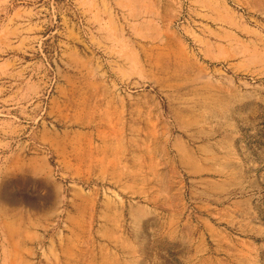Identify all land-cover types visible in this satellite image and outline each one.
<instances>
[{"label":"rangeland","instance_id":"obj_1","mask_svg":"<svg viewBox=\"0 0 264 264\" xmlns=\"http://www.w3.org/2000/svg\"><path fill=\"white\" fill-rule=\"evenodd\" d=\"M235 7L264 30V0H236ZM12 8L22 10L35 36L27 51L9 55L16 66L0 55V85L20 74L35 89L28 102L33 110L16 139L34 142L46 125L74 132L75 178L49 176L51 164L60 165L54 158L38 163L43 184L103 187L112 211L108 218L99 205L89 211L78 193L63 211L71 217L62 214L59 225L44 227L41 241L11 243V264H264V193H247L245 183L253 179L245 177L242 151L225 142L223 154L200 160L195 154L226 137L242 145L249 137L264 138V129L249 131L243 123L222 121L217 112L203 113L195 97L227 85L236 92L264 91V75L252 70L229 84L185 82L199 70L175 53L174 64L154 67V90L124 88L89 45L76 0H13ZM222 75L216 74L221 81ZM86 140L98 144L97 161L82 157Z\"/></svg>","mask_w":264,"mask_h":264},{"label":"crops","instance_id":"obj_2","mask_svg":"<svg viewBox=\"0 0 264 264\" xmlns=\"http://www.w3.org/2000/svg\"><path fill=\"white\" fill-rule=\"evenodd\" d=\"M235 1L185 0L181 4L180 0H76L89 45L100 52L114 81L124 88L145 86L149 92L157 85L154 67L174 64L178 60L175 53L199 70L195 75L187 74L185 82L229 84L236 77L246 78L252 70L264 75V30L237 10ZM12 7L13 0H0V55L8 56L4 61L9 67L16 66V57L9 55L27 51L35 40L24 25L22 10L13 12ZM207 69L213 73H207ZM219 71L227 78L221 81L216 76ZM19 78L21 75L16 74L14 81L0 85V264H11L12 242L37 243L45 236L44 227L59 225L64 219L62 214L71 217L69 210L63 211L74 205L78 193L83 195L81 199L89 211L99 205L105 211L104 218L112 211V198L103 187L77 188L58 180L59 184L53 186L43 184V169L38 163H52L54 158L60 165L55 168L51 164L49 176L75 178L78 145L74 132L49 125L40 129L37 142L17 141L16 133L26 128L24 116L33 110L28 102L35 90L31 81ZM198 92L195 97L201 98L203 113L217 112L222 121L243 123L249 131L264 129V91L236 92L227 85L221 91ZM220 140L201 145L206 151L197 149L196 160L208 154H223L225 149L221 152L220 145L227 142L245 157V177L253 179L249 185L245 183L247 193H264V138L249 137L243 145L238 139ZM95 146L98 144L85 141V161L98 160ZM99 152L101 160L104 151ZM21 179L22 185L18 183ZM111 219L121 220L116 216ZM131 248L134 258L137 252L133 242Z\"/></svg>","mask_w":264,"mask_h":264}]
</instances>
